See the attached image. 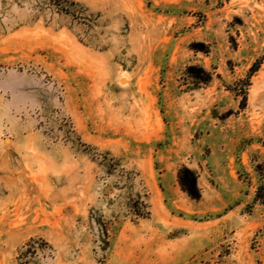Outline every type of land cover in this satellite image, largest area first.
Here are the masks:
<instances>
[{
    "label": "rangeland",
    "instance_id": "1",
    "mask_svg": "<svg viewBox=\"0 0 264 264\" xmlns=\"http://www.w3.org/2000/svg\"><path fill=\"white\" fill-rule=\"evenodd\" d=\"M73 1L74 31L0 19V264H264V0Z\"/></svg>",
    "mask_w": 264,
    "mask_h": 264
},
{
    "label": "trees",
    "instance_id": "2",
    "mask_svg": "<svg viewBox=\"0 0 264 264\" xmlns=\"http://www.w3.org/2000/svg\"><path fill=\"white\" fill-rule=\"evenodd\" d=\"M74 4L75 2L73 0H0V19L1 17L4 18L2 24L9 30H14L22 25H34L39 18H42L43 24L49 27L55 24V27H51L53 31H56L54 28L73 30L72 20H76V18L71 12V7H73ZM201 17L200 23L204 21L203 15H201ZM189 49L193 52V55L183 62L178 80L184 87V91L199 93L213 82L215 73L213 71L214 66L208 68L202 61L197 62L195 55L197 53H202L203 55L210 54L212 45L210 42L204 40H195L190 43ZM260 62L259 59L254 60L244 78H238L233 84H224L225 87L233 91L235 95H240V107L245 106L250 76L259 68ZM217 75L219 76V74ZM212 114L213 117H215L214 111ZM259 155V152L254 151L249 157L251 167L260 178L256 193L253 197V202L264 204V180H261L264 178L263 162H256L255 158ZM238 174L240 176L244 175L246 171H238ZM176 177L180 188L189 196L197 197L200 195L197 183L198 175L195 174L189 166L181 164L177 168ZM34 243H42V240L32 237L24 245H21L22 247L26 246L25 252H27L29 256L36 255L37 247L33 245ZM21 257L22 251L20 250L19 258Z\"/></svg>",
    "mask_w": 264,
    "mask_h": 264
}]
</instances>
